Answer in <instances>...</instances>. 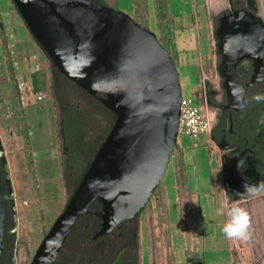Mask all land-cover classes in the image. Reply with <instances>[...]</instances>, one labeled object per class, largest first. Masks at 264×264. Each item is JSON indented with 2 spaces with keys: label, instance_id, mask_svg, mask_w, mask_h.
<instances>
[{
  "label": "water",
  "instance_id": "water-1",
  "mask_svg": "<svg viewBox=\"0 0 264 264\" xmlns=\"http://www.w3.org/2000/svg\"><path fill=\"white\" fill-rule=\"evenodd\" d=\"M12 1L56 70L89 94L104 95L102 104L116 116L30 263L55 264L73 226L93 202L102 206L96 237L132 220L148 203L176 147L181 88L169 52L155 33L126 13L91 0ZM215 38L225 109L242 110L247 104L246 88L264 77V22L254 0H248L247 9L220 17ZM243 61L252 65L251 79L245 85L236 81L237 67ZM209 89L207 83L205 92ZM247 159V151L237 157L221 156L224 191L233 202L261 198L264 203L263 187L245 192L244 185H264L260 177L255 183L246 180ZM241 160L244 163L238 168ZM5 211L0 182V264Z\"/></svg>",
  "mask_w": 264,
  "mask_h": 264
},
{
  "label": "rangeland",
  "instance_id": "rangeland-1",
  "mask_svg": "<svg viewBox=\"0 0 264 264\" xmlns=\"http://www.w3.org/2000/svg\"><path fill=\"white\" fill-rule=\"evenodd\" d=\"M135 1L136 4L141 5L142 3L146 4L148 0ZM154 1L156 3L159 25L158 33L157 31L154 33L160 44L169 52L171 58H174V56L171 55L173 53L171 40L172 16L168 10L169 1ZM204 1L207 3L208 20L212 26L213 57L212 60H210L211 64L209 67L203 69L204 74L201 75L203 79L201 83V97L193 101V104L197 106L202 105L207 83H210L211 91L215 92L216 97L220 100L222 92V80L217 71L220 57L216 52L217 41L215 38V30L218 26L217 19L224 13L226 8L214 13L210 9V0H203V3ZM220 1L225 2L226 7H228L227 0ZM256 1L259 10L264 8V0ZM106 2L114 8V0H106ZM140 8H142V6L138 8L140 13L138 10L134 13V18H136L134 20H138L143 24V11L141 12ZM18 32L24 33L27 37V42L23 44L20 49L16 47V43H18L17 39H19L16 36ZM28 57L32 58L36 63L35 70L33 71L35 85L33 99L40 104L39 115H37L35 121L29 125V128L20 103L19 83L16 77V71L18 72L19 66L23 64L24 60ZM57 72L58 71L49 58L29 33L13 1L0 0V148L5 146L8 149V156L14 158L15 162L12 167L13 174L17 176V185L19 184V180L23 183L18 201L15 196L13 197L15 214L12 219L15 237L11 244L12 247L4 256L3 264L31 263L36 249L44 236L48 233L55 219L63 211L65 207L64 204L66 205L79 182L77 181L78 179H76L73 184H71L69 183L70 181L66 180L68 169L64 165L58 143L57 113L55 107L57 100L52 93V76L53 74H57ZM64 80L63 84L66 89L69 86H73L68 82V79L65 78ZM260 85L264 89V81ZM68 95L75 101H81L80 99H82L71 97V93L69 92ZM205 111L212 120L214 118L213 113L218 114V111L215 109H208L205 107ZM97 115L99 118L104 119L109 117L110 113L101 110ZM113 123L114 121L108 127L107 132H109ZM204 137H206L207 141L209 140L208 136L204 135L200 136L198 139ZM213 148L217 156L226 153L219 151L214 144ZM173 154L176 155V159L179 157L175 149ZM0 156L5 160L4 152H0ZM0 164L2 169L7 173L8 178L9 170L6 168V164L2 161ZM34 165L36 166L35 173ZM42 174H44L43 176L45 178L51 180V185L45 189V195L38 186V181L40 183V176ZM159 192L160 185L155 188L152 197L153 195H158ZM60 197L64 199L62 209H59L57 205ZM227 197L229 198L228 195ZM151 198L137 216L140 226L141 264H165L163 255L164 243L161 241V234L154 232V227L150 224L151 222L147 220L149 216L148 209L152 205ZM260 199L261 198H253L246 201L232 202V205L237 204L244 207L250 216L251 238L249 240L232 239V243L235 246L234 249L239 255V264H264V211H258L259 214L257 217L259 216L260 220H254L253 217L256 216V214L250 211L253 205L262 207ZM230 201H232V199H230ZM46 203L48 208H46ZM58 209L60 211H58ZM93 211L101 210L96 208ZM81 218L76 222V226H73L74 230L65 245L66 249L63 245L55 264H63L62 258H67L64 264H76L78 258L82 256L84 251L83 245L86 243V238L82 236L79 239L78 237L83 224V222L80 223ZM89 223L96 225L97 221L92 219ZM259 238L262 240V243L258 241Z\"/></svg>",
  "mask_w": 264,
  "mask_h": 264
},
{
  "label": "crops",
  "instance_id": "crops-1",
  "mask_svg": "<svg viewBox=\"0 0 264 264\" xmlns=\"http://www.w3.org/2000/svg\"><path fill=\"white\" fill-rule=\"evenodd\" d=\"M168 1V10L172 16L171 55L174 56L178 72L182 99L198 100L201 97L203 69L209 67L213 57L212 26L208 20L207 3H203V0ZM113 3L115 9L133 19H136L134 13L142 6L140 10L143 11L144 23L136 21L149 31L158 33L154 0L141 5L136 4L135 0H114ZM16 36L19 38L16 47L20 49L27 42V37L22 32ZM35 65L34 60L28 57L16 71L20 103L28 128L39 115L40 104L33 99ZM208 138L207 141L206 137L198 140L182 135L177 137L175 151L179 157L176 159V155H172L160 184V192L151 198L147 220L154 227L153 231L161 234L165 264H239V255L232 239L221 231L233 201H230L223 189L221 154L217 156L214 143ZM1 152H4L6 168L9 170V186L18 201L23 183L19 180L17 185V176L12 170L15 160L8 156V149L3 146ZM34 169L35 173L36 166ZM43 175L40 176L38 186L45 195L51 180ZM63 201V197H60L57 202L59 209H62ZM261 204L262 207L253 205L250 208L256 214L254 220H260L257 217L258 211H264V203ZM217 209H222L225 215H217ZM258 241L262 243L260 238Z\"/></svg>",
  "mask_w": 264,
  "mask_h": 264
},
{
  "label": "flooded vegetation",
  "instance_id": "flooded-vegetation-1",
  "mask_svg": "<svg viewBox=\"0 0 264 264\" xmlns=\"http://www.w3.org/2000/svg\"><path fill=\"white\" fill-rule=\"evenodd\" d=\"M91 1L109 5L106 0ZM254 2L256 12L259 13L258 3L256 0ZM227 3L228 7H226V3L224 2L225 6L223 8L226 9L220 17L229 15L233 11L248 8V0H227ZM251 76V63L249 61H243L237 67L236 81L245 85L250 81ZM64 79L65 77L59 72L53 74L52 93L57 100L55 103L57 113V138L64 165L68 169L66 180L73 184L76 179L80 181L87 171L99 147L110 132L112 127L109 129V132H107V129L115 121L116 116L102 104L104 95L100 93L94 95L89 94L70 80L67 81L73 86H69L66 89L63 84ZM263 81L246 88L247 104L242 110L234 111L225 109L227 100L223 89L220 95L221 100L216 97L215 92L211 91L210 88L208 93L205 92L202 102L204 110L206 107L218 111V114L213 113V120L206 113L211 119L209 137L217 146L218 150L226 152L225 154H228L230 157H237L243 151H247L248 159L246 165L248 164L249 169L245 178L250 183H255L258 177L264 179V101L257 102L253 99L257 94H264V89L260 85ZM68 92L71 93V97L82 98L80 99L81 101H75L70 98ZM101 110L108 111L110 116L104 119L99 118L97 113ZM220 145L223 147L226 146L228 149L221 150L219 148ZM1 161L5 163L3 157L0 156V163ZM1 184L3 186L6 210L5 234L8 240H12L13 243L15 237L12 219L15 214L14 196L9 186L8 178H2ZM100 212L88 210L80 220V223L83 222V224L78 237L79 239L82 236L85 237L86 243L83 245V254L78 258L76 264H141L138 215L132 220L121 223L109 234L96 237L102 224ZM92 219L97 221L96 225L89 223ZM73 230L74 227L69 233L64 247L72 235ZM12 243L7 242L4 245V256L12 247ZM61 260L64 264L67 258H62Z\"/></svg>",
  "mask_w": 264,
  "mask_h": 264
},
{
  "label": "clouds",
  "instance_id": "clouds-1",
  "mask_svg": "<svg viewBox=\"0 0 264 264\" xmlns=\"http://www.w3.org/2000/svg\"><path fill=\"white\" fill-rule=\"evenodd\" d=\"M257 102L264 101V94H257L253 97ZM244 163L243 160L239 161L238 168ZM264 187V185H244L245 192L254 193L258 188ZM217 215H225L222 209H217ZM227 220L223 223L221 231L229 239L236 240H249L251 238L250 232V216L248 211L237 204H233L228 208Z\"/></svg>",
  "mask_w": 264,
  "mask_h": 264
},
{
  "label": "built area",
  "instance_id": "built-area-1",
  "mask_svg": "<svg viewBox=\"0 0 264 264\" xmlns=\"http://www.w3.org/2000/svg\"><path fill=\"white\" fill-rule=\"evenodd\" d=\"M210 128L211 119L206 114L203 106H197L191 100L182 99L178 136L182 135L196 140L203 135L209 136Z\"/></svg>",
  "mask_w": 264,
  "mask_h": 264
},
{
  "label": "trees",
  "instance_id": "trees-1",
  "mask_svg": "<svg viewBox=\"0 0 264 264\" xmlns=\"http://www.w3.org/2000/svg\"><path fill=\"white\" fill-rule=\"evenodd\" d=\"M138 23V22H137ZM142 27H144V25H142V24H140ZM144 28H146V27H144ZM147 29V28H146ZM160 43V42H159ZM7 178V173L5 172V170L4 169H2V166H1V164H0V182H1V180H2V178ZM2 185V184H1ZM2 189H3V186H2ZM71 197V196H70ZM70 199V198H69ZM67 204V203H66ZM66 206V205H65ZM96 208H98V209H100V210H102V206H101V204H100V202H98V201H95V202H93L90 206H89V208H88V210H91V211H93V210H95ZM6 224V223H5ZM12 228V227H11ZM14 228V227H13ZM12 228V229H13ZM4 237H3V241H4V245L7 243V242H10V243H12V240H8V238H7V236H6V225L4 226ZM14 240V239H13ZM3 259H4V254L2 255V261H1V264H3Z\"/></svg>",
  "mask_w": 264,
  "mask_h": 264
},
{
  "label": "bare ground",
  "instance_id": "bare-ground-1",
  "mask_svg": "<svg viewBox=\"0 0 264 264\" xmlns=\"http://www.w3.org/2000/svg\"><path fill=\"white\" fill-rule=\"evenodd\" d=\"M209 4H210V9L214 13H217L218 11H220L225 6L224 2H222L220 0H210ZM259 16L264 22V8H261V10L259 12Z\"/></svg>",
  "mask_w": 264,
  "mask_h": 264
}]
</instances>
